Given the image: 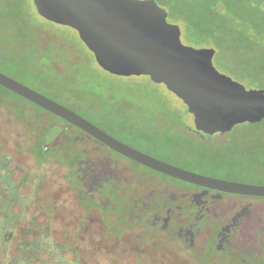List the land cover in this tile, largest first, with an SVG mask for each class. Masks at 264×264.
I'll list each match as a JSON object with an SVG mask.
<instances>
[{
  "label": "rangeland",
  "instance_id": "obj_1",
  "mask_svg": "<svg viewBox=\"0 0 264 264\" xmlns=\"http://www.w3.org/2000/svg\"><path fill=\"white\" fill-rule=\"evenodd\" d=\"M150 1L180 28L183 45L204 46L201 37L187 35L179 20L195 16L212 0ZM236 55L241 50L225 52L229 61ZM217 56V71L253 89L226 72ZM0 73L160 161L203 176L264 186V100L246 132L201 140L192 113L163 84L148 76L108 72L75 30L42 16L33 0H0ZM61 124L53 151L60 154L65 141L81 138L76 148L84 154L74 174L55 152L37 162L32 139L0 110V206L9 200L10 213L19 215L3 241L10 248L5 262L0 255V264H197L184 245L187 239L201 264H264V197L197 188ZM8 183L17 187V196ZM1 209L0 221L11 215ZM0 230L7 236V230ZM219 245L223 249L216 253Z\"/></svg>",
  "mask_w": 264,
  "mask_h": 264
},
{
  "label": "water",
  "instance_id": "obj_2",
  "mask_svg": "<svg viewBox=\"0 0 264 264\" xmlns=\"http://www.w3.org/2000/svg\"><path fill=\"white\" fill-rule=\"evenodd\" d=\"M48 20L76 31L105 70L148 76L163 84L193 115L196 131L214 135L255 121L263 91L246 89L213 66V48L181 43V31L150 0H33ZM0 87L84 132L117 154L191 185L241 196L264 197V186L219 180L172 166L113 138L74 111L0 73Z\"/></svg>",
  "mask_w": 264,
  "mask_h": 264
},
{
  "label": "trees",
  "instance_id": "obj_3",
  "mask_svg": "<svg viewBox=\"0 0 264 264\" xmlns=\"http://www.w3.org/2000/svg\"><path fill=\"white\" fill-rule=\"evenodd\" d=\"M179 21L184 22L187 35L201 37L204 46H211L216 51L218 60L226 72L249 84L253 89L263 91L264 96V2L212 0L204 8L199 9L195 16L193 14L187 19L180 18ZM232 47L241 50V56L236 55L229 61L226 60L225 52ZM0 110L15 123L20 124L32 139L30 150L39 163H44L47 156L55 152L52 147L57 144V135L63 129L61 122L68 124L2 87H0ZM54 118L61 122L55 121ZM253 122L237 125L226 135L246 132L253 126ZM80 144V137H72L64 142L60 154L55 152L57 158L65 162L73 171L72 174L77 168L80 155L84 154L83 150L78 151L76 148ZM56 149L60 150L59 147ZM8 184L13 197L17 196V187ZM81 197L80 201H82ZM89 203L87 199L86 204L90 205ZM12 205L13 203L8 200L4 206L0 207L4 209L3 211L10 213ZM18 217V214H11L0 221V229L8 232L7 236H4L0 230V247L3 249V254L0 255L4 256L2 262H5L10 248L7 244L5 246L3 241L10 238L12 225L19 219Z\"/></svg>",
  "mask_w": 264,
  "mask_h": 264
},
{
  "label": "flooded vegetation",
  "instance_id": "obj_4",
  "mask_svg": "<svg viewBox=\"0 0 264 264\" xmlns=\"http://www.w3.org/2000/svg\"><path fill=\"white\" fill-rule=\"evenodd\" d=\"M56 102V101H55ZM58 103V102H57ZM68 103V105L69 106H71V107H75V108H77V106L75 105V104H73L72 102H67ZM64 106V105H63ZM65 107H67V106H65ZM67 108H69L70 110H72V111H74L75 112V110H73V109H71L70 107H67ZM75 113H77L78 115H80L81 117H83L84 119H85V117L83 116V115H81V114H79L78 112H75ZM91 123V122H90ZM94 125V124H93ZM96 126V125H95ZM97 127V126H96ZM197 132V137H199V139H201V140H206L207 139V137H208V139L207 140H209V141H212L211 140V138H212V135H203V133H201V132H199V131H196ZM231 132V131H230ZM229 132V133H230ZM217 134H221V133H217ZM217 134H214V136L215 135H217ZM224 134H227V133H224ZM102 145V144H101ZM164 162V161H163ZM166 163V162H165ZM158 173V172H157ZM169 177V176H168ZM208 177V176H207ZM171 178V177H170ZM212 178V177H211ZM173 179H175V178H173ZM215 179H218V178H215ZM175 180H178V179H175ZM219 180H223V179H219ZM179 181V180H178ZM226 181H228V180H226ZM185 183V182H184ZM188 184V183H187ZM195 186V185H194ZM197 188H203V187H199V186H196ZM203 189H205V190H210V191H213V192H218V191H215V190H211V189H206V188H203ZM218 193H222V192H218ZM225 194H228V193H225ZM233 195V194H232ZM154 221V220H153ZM152 221V222H153ZM183 245V244H182ZM186 247H187V249L189 250V252H190V255H191V257H192V259L194 260V262L195 263H197V264H201L202 262L200 261V258L198 257V255L194 252V245L191 243V241L189 240V239H187L186 240V242H185V244H184ZM222 247H221V245H219V247H217L216 248V253H220L221 251H222Z\"/></svg>",
  "mask_w": 264,
  "mask_h": 264
}]
</instances>
